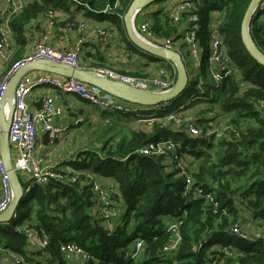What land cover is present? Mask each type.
<instances>
[{"label":"trees","instance_id":"obj_1","mask_svg":"<svg viewBox=\"0 0 264 264\" xmlns=\"http://www.w3.org/2000/svg\"><path fill=\"white\" fill-rule=\"evenodd\" d=\"M132 1L24 0L23 9L13 16L10 27L15 44L23 46L26 27L31 21L48 17L52 12L70 14V10L75 9L87 18L110 23L128 46L141 52L127 39L124 30L123 17ZM189 1L194 9L181 13L183 21L180 16L177 21L170 17L176 3L169 11L159 9L148 13L146 20L153 34L151 41L155 44L170 41L171 48L178 43V51H188L189 46L183 39L193 27L189 16L195 13L198 18L196 40L204 49L199 69L201 72L208 70L210 33L216 25L232 72L227 74L211 66L216 73L220 71V85L194 82L188 93L192 101L184 106L180 103L181 93L169 103L159 105L161 108L152 119L149 131H126L116 120L102 122L105 126L99 124L104 128L101 137H106L99 151L85 153L72 166L94 177L114 181L115 192L107 190L110 202L113 207L118 206L117 203L125 207L119 219H114V224L100 217L88 180L51 181L40 186L19 179L23 197L16 217L11 223L0 225V247L4 251L32 261L26 252L29 242L25 234L18 231L31 224L49 238L45 249L50 254L48 264H68L59 251L63 243H74L91 256L82 264H203L219 254L213 251L216 245L219 250L229 247L235 251L233 257H223L222 264H264V107L259 108V102L264 103V66L248 54L240 34L241 22L251 0ZM68 20L72 21L73 17ZM181 21L184 28L179 27ZM248 28L251 39L264 53V0L251 16ZM20 59L19 51L10 63ZM88 68L101 67L93 64ZM173 78L175 81L176 71ZM201 104L217 105L220 112L230 118L231 124L226 125L211 109L205 111L206 119L200 117L198 124H206L203 131L207 134L210 129L207 125H215L221 130L218 136L205 137L202 131L204 135L190 137L183 127L172 129L175 124L165 120L170 114H179L177 111L182 106L187 110ZM195 124L197 126V120ZM106 125L110 126L107 130ZM116 128L120 131L108 134ZM162 140L180 144L182 160L188 158L186 165L197 164L195 172L191 174L188 170L193 190L186 196L185 178L172 168L170 157L136 153ZM196 188L213 195L220 206L216 214L205 200L194 195ZM223 210L226 215H222ZM253 223L259 230L252 232L255 241L241 240L228 232L234 224L243 225L248 231ZM175 227L179 244L175 251L167 252L165 247L176 238L171 231ZM137 240L142 243L139 252L134 249ZM39 254L43 258V250ZM210 256L213 258L209 259Z\"/></svg>","mask_w":264,"mask_h":264},{"label":"built area","instance_id":"obj_2","mask_svg":"<svg viewBox=\"0 0 264 264\" xmlns=\"http://www.w3.org/2000/svg\"><path fill=\"white\" fill-rule=\"evenodd\" d=\"M23 6L24 0H0V65H8L13 56L12 51L9 49L10 43L12 44L11 39L13 37L10 21L12 20L13 16L18 14L23 9ZM192 9H194V6L189 0H181V2H177L174 6L172 12L170 13V17L174 21H177L181 13L191 12ZM49 18L51 19V16ZM197 21L198 18L195 13L189 16V22L192 23L193 27L184 34L183 40L189 46L188 51L190 56L197 62V66L200 67L201 62L199 61V51L204 56V49L196 40V32L198 31ZM40 34H43V32H40ZM98 34L102 35L103 32L98 31ZM137 34L141 39L151 43L152 45H162V48L171 49L170 41H166L163 44H154L152 41H150L153 39V34L149 30V24L147 22L141 23L140 31H137ZM209 49L211 50V55L208 58V64L210 66L215 65L219 69L226 71L227 74H230L232 69L228 63V57H226V53L222 49V41L219 38L216 25H213L211 29ZM32 62H49L68 66L76 70L81 69L80 56L77 50L54 49L47 43L46 38L43 35V38L35 44L33 51L30 54L22 57V59L18 60L17 62L11 64L7 73H2L0 66V112L3 110L4 106L7 105L6 103L2 105L1 100L4 96L9 79L21 66ZM96 71L101 76L110 81L121 83L131 88L143 91L164 92L170 90L175 82L174 78L170 76L167 78L137 77L116 72L108 68H101ZM214 74L219 77L220 71L216 73L215 70H211V75L215 76ZM38 86L57 89L62 93L76 96L79 100L87 102L91 106L97 107L101 112L106 113L108 116L130 115L135 113L136 110L134 111L131 108L130 103H126L110 95L103 94L94 86L88 85L70 77H64V79H61L60 76L52 74L39 76L38 79L33 82L19 81L12 95L14 111L10 119L7 138L9 145L12 146L16 152L15 157L13 159L11 158L14 172L16 174H18V172L27 174L32 184H38L40 186L48 185V183L51 181L75 183L80 178H82L83 181L88 180L92 185V192L95 195L96 207L100 217L109 223L114 219H119L120 215L117 210V206H115V208L112 206L110 201H105V196L102 190L98 187L100 184L92 177L93 175L91 173L87 174V171L75 170L71 166L68 167L67 171L65 172L57 171L53 168L42 167L38 159L35 158L34 150L36 148L38 131L47 134L49 144L52 145L57 141L60 132L59 129L52 124L56 115L59 114V111L52 106V101L49 98H43L35 112H31L26 105V97L30 94L34 87ZM259 106V108H263L264 103L259 102ZM165 120L170 122L172 121L177 128L183 127L185 132H187L190 137L202 136V132L200 128L196 126L195 120H186L176 114H170L166 116ZM180 150V144L174 143L172 140H162L159 142L150 143L139 149L136 153L140 156L170 157L171 164L173 166L172 168L178 171L179 174L185 178L186 188L184 196H186L191 190H193L192 179L189 175L186 163L180 156ZM80 160L76 159L75 162H79ZM0 176V215H2L8 209L12 201L13 193L6 177L1 153ZM194 193V195L200 199L205 200L210 209L212 207V213L216 214V210L220 206L212 194L203 193L198 188L194 189ZM106 196L110 200L108 193ZM108 207L114 209L115 212L112 213L111 209ZM221 213L222 215H226L224 210ZM250 220L251 222L253 221V219ZM18 231L25 234L28 242L38 240L39 245L43 250V258H35V260L32 259V261L27 262L23 258L12 254L11 264H48L47 260L50 259V254L45 252V249L48 246L49 238L43 233V231L35 226H32L31 224H26L18 228ZM171 231L174 233L176 238L172 241V243L165 247L164 250L167 252L175 251L179 244V237L177 234H175L176 227L172 228ZM253 231V224L249 227L248 231L243 229V225L239 226L237 224L231 225L228 229V232L231 235L237 236L239 239L245 241H255L256 236L253 235ZM134 249L136 252H139L142 249L141 241L137 240L135 242ZM59 251L65 259L75 258L80 262V264L91 259V256L88 253H86L81 247L74 243L60 244ZM218 251L219 254L217 256H214V258L210 256L209 259H213L211 261L204 262L203 264H222L223 257H233L235 252L229 247L221 248Z\"/></svg>","mask_w":264,"mask_h":264},{"label":"crops","instance_id":"obj_3","mask_svg":"<svg viewBox=\"0 0 264 264\" xmlns=\"http://www.w3.org/2000/svg\"><path fill=\"white\" fill-rule=\"evenodd\" d=\"M177 2H179V0H166L163 3H151L142 8L137 13L134 20L136 30L139 32L141 23L147 22L146 16L148 13L158 11L159 9H163L164 11L168 9L169 11L170 6L175 5ZM50 16L51 19L49 18ZM71 17H73V20L69 21L68 19ZM180 17L183 21V14L180 15ZM182 21L180 22L179 27L184 28V23ZM26 29L25 43L23 46H17L14 37H12V44L10 43L9 46V49L13 54L12 57H14L19 51L22 57L30 54L33 51L35 44L39 42L44 35L47 43L54 49L77 50L80 56L81 69H93L88 67L96 64L101 68H108L116 72L147 78L173 77V73H175V67L171 62L148 56L142 51L139 52L136 48H131L128 46V42L122 39L121 35L110 23L98 22L92 18H87L82 11L71 9L70 14L64 13V11L52 12L48 17H38V19L31 21ZM98 31H102L103 34H98ZM40 32H43V34H40ZM163 43H165V41H157V44ZM177 47L178 43L171 49L180 54L181 59L185 64L183 55L189 59L192 57L190 56L189 51H186L185 49L178 51ZM201 47L203 48V46ZM10 65V62L8 65H0L2 73H7ZM195 66H197L196 61ZM208 71L211 73V70ZM45 74L48 73L32 70L23 75L20 82H33L36 81L39 76ZM60 78L64 79L62 76H60ZM214 78L215 81L220 83L217 75H215ZM43 98H49L52 101V106L59 111V114L56 115L52 124L57 127L60 132L57 141L52 145L49 144L48 136L46 138L45 133L38 131L34 156L38 159L42 167L53 168L61 172L67 171L70 166L73 167L72 165L75 160L82 159L85 153H96L99 151L98 149L101 144L99 145L100 141H97V136L100 134L99 132L97 133V131L90 130L92 125H99L102 122L105 124L106 122L116 120L119 121L117 125H120L122 129L126 131L130 129L128 125L132 127L130 130L149 131V121H154L152 119L157 116L159 109L161 108V105L157 107H145L131 104V108L134 111L136 110L135 113L130 114L131 116L114 115L112 116L113 120H111V116H108L107 114L105 115L97 107L79 100L76 96L62 93L57 89L38 86L34 87L25 99L28 109L31 112H35ZM191 101L192 99H189L184 106L188 105ZM197 106L202 107L203 105L201 104ZM204 109L205 108L202 107V112H204ZM208 109L210 108H206V111ZM188 110L189 109L185 110L182 106L177 113L185 116L184 114ZM5 111H7V109ZM147 111L151 114L147 113L148 115L143 117V112L146 114ZM186 114L188 115V113ZM140 117H143V119H137ZM196 120L197 119H195V121ZM133 126H137V129H134ZM174 128L175 126L172 127V129ZM93 133L96 134V138L90 136V134ZM9 148L10 159H13L16 152L12 146ZM20 174L21 181L25 183L30 182V178L27 174ZM94 179L102 185L106 184L109 192H115V183L111 179L101 177H94ZM117 205L119 215H122L125 209H123V206L119 203H117ZM27 246L26 252L28 257L30 256L31 259L34 260L35 258H42L39 254V251L42 249L38 240L30 241ZM218 250V246L213 247V251L218 252ZM11 257L12 254L10 252L4 251L2 248L0 249V264H11ZM66 260L68 261V264H80L75 258H69Z\"/></svg>","mask_w":264,"mask_h":264},{"label":"water","instance_id":"obj_4","mask_svg":"<svg viewBox=\"0 0 264 264\" xmlns=\"http://www.w3.org/2000/svg\"><path fill=\"white\" fill-rule=\"evenodd\" d=\"M158 0H133L129 5L124 17L123 24L125 35L127 39L140 51L147 55L153 56L157 59L171 62L176 71V79L173 87L164 92H151L131 88L127 85L110 81L101 76L96 70L93 69H73L68 66L49 62H32L21 66L9 79L1 104H7V112H0V153L2 156V163L6 173V177L11 186L13 197L12 201L5 213L0 215V225L11 223L16 217V210L20 200L23 197V190L17 174L14 172L11 159H10V145L8 142V129L10 119L14 111L12 104V95L16 85L19 83L23 75L32 70L42 71L48 74L70 77L88 85L94 86L104 94L110 95L120 101L136 104L139 106L151 107L167 104L177 96H179L188 86V76L185 70L184 62L181 56L176 51L169 48H162L152 45L149 42L141 39L137 34L134 20L137 13L147 5L154 3ZM260 0H251L242 19L240 34L243 45L248 54L256 60L259 64L264 66V53H262L256 44L253 42L249 35V21ZM138 5L139 8L134 12V7ZM219 52V47H218ZM46 138H47V134Z\"/></svg>","mask_w":264,"mask_h":264},{"label":"rangeland","instance_id":"obj_5","mask_svg":"<svg viewBox=\"0 0 264 264\" xmlns=\"http://www.w3.org/2000/svg\"><path fill=\"white\" fill-rule=\"evenodd\" d=\"M260 3H261V0H260V2H259V4L258 5H260ZM151 41V40H150ZM153 43V42H152ZM155 44V43H154ZM159 47H161L162 45H158ZM202 56H203V54L199 51V61L200 62H202ZM183 58L185 59V70H186V73H187V76H188V79H189V82H188V86H187V91H185V92H182L183 94V97H182V99H180V103H182V104H185L186 102H188V100H189V91H190V89H191V87L193 86V83L194 82H198L199 81V83H204V84H206L207 86L208 85H211V86H213V85H215V86H219L220 85V83H218L217 81H215L214 79V76H212L211 75V73H210V71H208V70H210V68H211V66L209 65V67H208V70L207 69H205L204 70V72H201V70L197 67V66H195V61H194V59H192V58H187L185 55H183ZM197 63V62H196ZM212 70V69H211ZM214 75H216V74H214ZM180 97V98H181ZM190 103V102H189ZM202 107L203 108H205L204 109V112H202ZM194 106V107H192L191 109H189L187 112H185V116H183L182 114H176V115H179L180 117H182V118H184V119H186V120H195V119H197V126L200 128V130H201V132L203 131V130H205L206 129V124L205 125H202V124H198V121H200V117H198V116H202L204 119H206V117H207V113L205 112L206 111V108H210L211 109V111L212 112H216V116L218 117V118H221V121L223 122V123H225L226 125L228 124H231V122H230V118H228V117H225L224 116V114H222L221 112H220V109H219V107L217 106V105H214V106H209V105H207V104H204L203 106ZM210 111V110H209ZM201 112H202V114H201ZM151 114V113H149V111H147L146 112V114L143 112V117H146L145 115H148V114ZM186 113H188V115L186 114ZM101 114H103V113H101ZM105 115H106V113H104ZM117 116H119V115H117ZM126 116H129V115H126ZM131 116V115H130ZM143 117H140V118H137V119H143ZM147 117H150V116H147ZM111 118V120H113L112 119V116L110 117ZM98 121V120H97ZM154 121H149V124L148 125H150L151 123H153ZM101 125H103V126H105L104 124H102L101 123ZM225 125V126H226ZM129 126V128L131 129L132 127H130V125H128ZM109 127L110 126H107L106 125V127H105V129L107 130V129H109ZM227 127V126H226ZM133 128L134 129H137V126H133ZM207 128H210V129H208V131H207V134H206V131L204 132V134H205V137H206V135L207 136H210V135H216V136H218L220 133H221V130H220V128H218L217 126H208L207 125ZM90 130L91 131H97V133L99 132V136H97L98 137V140L97 141H100L99 142V145L100 144H102V142L103 141H105V139H106V137H101V132H104V128L103 127H100L99 125H92V127L90 128ZM116 131H114V130H111L108 134H113V133H115V132H119L120 131V129L119 128H116L115 129ZM175 131H179L178 129H175ZM203 134V133H202ZM203 134V135H204ZM90 136L92 137V138H96V134H90ZM188 159V158H187ZM187 159L186 158H183V160L184 161H186V164H187ZM186 167H187V169L188 170H190V172H191V174H192V172H195L196 171V169H197V164H192V165H186ZM88 173H90V172H88L87 171V174ZM21 174H20V172H18V174H17V176H18V178L19 179H21V176H20ZM90 175V174H89ZM93 178H94V176H92ZM22 180V179H21ZM102 182H104V181H102ZM100 184V186H98L99 187V189H101L102 190V192H103V194H104V196H105V201H110L109 200V198L106 196L107 195V190H108V187H107V185L106 184H104V185H102L101 183H99ZM106 194V195H105ZM109 203V202H108ZM109 206V205H108ZM109 209H111V212L112 213H114L115 212V210L114 209H112L111 207H108ZM123 209H125V207L123 206ZM107 223H109V222H107ZM111 223H115L114 222V220L111 222ZM255 225L256 224H254L253 223V226H254V229L256 230L255 232H258L259 230H257V228L255 227ZM216 246H219V245H216ZM216 249V248H215ZM213 257V256H212Z\"/></svg>","mask_w":264,"mask_h":264},{"label":"bare ground","instance_id":"obj_6","mask_svg":"<svg viewBox=\"0 0 264 264\" xmlns=\"http://www.w3.org/2000/svg\"><path fill=\"white\" fill-rule=\"evenodd\" d=\"M138 8H139V6L136 5V6L134 7V12H136V11L138 10ZM6 109H8L7 105L4 106L3 111H5ZM5 112H7V111H5Z\"/></svg>","mask_w":264,"mask_h":264}]
</instances>
